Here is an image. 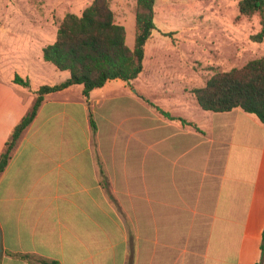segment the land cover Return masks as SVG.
Returning <instances> with one entry per match:
<instances>
[{
    "label": "crops",
    "instance_id": "0c3cea01",
    "mask_svg": "<svg viewBox=\"0 0 264 264\" xmlns=\"http://www.w3.org/2000/svg\"><path fill=\"white\" fill-rule=\"evenodd\" d=\"M143 74L44 95L0 172V264H256L264 124L201 109L196 86L171 108ZM21 86L0 81V153L35 98Z\"/></svg>",
    "mask_w": 264,
    "mask_h": 264
},
{
    "label": "rangeland",
    "instance_id": "374dc122",
    "mask_svg": "<svg viewBox=\"0 0 264 264\" xmlns=\"http://www.w3.org/2000/svg\"><path fill=\"white\" fill-rule=\"evenodd\" d=\"M91 1L0 0V81L18 74L29 80L27 91L33 94L40 85L68 78V70H58L42 58V48L53 42L66 13L79 15ZM238 1L155 0V28L144 46L145 74L139 81L156 86L158 101L177 110L184 102L188 107L193 96L183 92L182 85L202 86L214 72L240 67L264 55V38L250 37L261 30L259 16H238ZM135 2L109 0L130 48Z\"/></svg>",
    "mask_w": 264,
    "mask_h": 264
},
{
    "label": "trees",
    "instance_id": "16d2710c",
    "mask_svg": "<svg viewBox=\"0 0 264 264\" xmlns=\"http://www.w3.org/2000/svg\"><path fill=\"white\" fill-rule=\"evenodd\" d=\"M134 44L125 43V29L116 23L109 0H92L77 15L66 13L60 20L52 43L42 48V58L58 70H68L69 77L56 84L40 85L35 91L31 108L16 123L0 153V172L10 158L22 131L34 118L44 95L62 90L73 84L82 85V94L88 97L93 89L107 81L120 79L125 82L136 78L143 68L144 46L151 37L154 24L155 0H135ZM238 16L258 15L261 30L251 35L253 40L264 38V0H239ZM13 82L24 87L29 80L18 74ZM199 107L212 112L229 111L236 107L254 114L264 124V55L248 60L240 67L217 71L210 75L204 85L190 90ZM168 118L170 113L159 109ZM183 124L194 125L179 118ZM94 128V121L91 120ZM261 254L256 264L264 259V231L260 245ZM30 258L29 255H22ZM38 264H57L44 259H34Z\"/></svg>",
    "mask_w": 264,
    "mask_h": 264
},
{
    "label": "water",
    "instance_id": "95a60500",
    "mask_svg": "<svg viewBox=\"0 0 264 264\" xmlns=\"http://www.w3.org/2000/svg\"><path fill=\"white\" fill-rule=\"evenodd\" d=\"M1 252H2V247H1V231H0V256H1Z\"/></svg>",
    "mask_w": 264,
    "mask_h": 264
}]
</instances>
